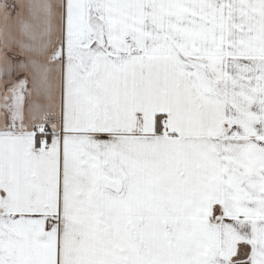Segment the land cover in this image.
Returning a JSON list of instances; mask_svg holds the SVG:
<instances>
[{"label": "snow or ice", "instance_id": "obj_1", "mask_svg": "<svg viewBox=\"0 0 264 264\" xmlns=\"http://www.w3.org/2000/svg\"><path fill=\"white\" fill-rule=\"evenodd\" d=\"M0 264H264V0H0Z\"/></svg>", "mask_w": 264, "mask_h": 264}]
</instances>
